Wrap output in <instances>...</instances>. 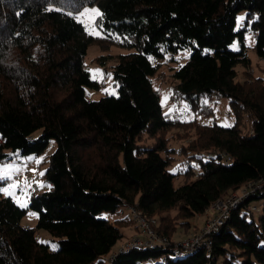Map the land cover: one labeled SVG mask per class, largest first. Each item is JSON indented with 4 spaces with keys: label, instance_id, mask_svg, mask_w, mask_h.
I'll use <instances>...</instances> for the list:
<instances>
[{
    "label": "trees",
    "instance_id": "obj_1",
    "mask_svg": "<svg viewBox=\"0 0 264 264\" xmlns=\"http://www.w3.org/2000/svg\"><path fill=\"white\" fill-rule=\"evenodd\" d=\"M88 7L99 10V34L78 17ZM248 34L264 59V0H0V164L57 144L43 174L49 189L33 190L28 207L0 190V264H264V78L248 83L237 69L251 64ZM93 43L134 50L112 66L118 93L97 100L87 95L101 87L85 64ZM164 63L192 119L164 111L154 86ZM217 95L232 121L220 120ZM176 128H194L195 138L170 147L166 134ZM144 134L155 140L141 142ZM175 154L183 167L170 169ZM248 184L195 247L138 246L106 261L124 234L103 211L137 206L170 236ZM29 209L38 214L34 227L22 224ZM39 229L57 245L42 242Z\"/></svg>",
    "mask_w": 264,
    "mask_h": 264
},
{
    "label": "rangeland",
    "instance_id": "obj_2",
    "mask_svg": "<svg viewBox=\"0 0 264 264\" xmlns=\"http://www.w3.org/2000/svg\"><path fill=\"white\" fill-rule=\"evenodd\" d=\"M97 9L98 8L96 7H88L78 17L81 18L83 22H85V24L90 25L91 29L96 34H99L100 31L95 25L97 15L92 18H89L88 15H83L84 13H92L93 10L97 11ZM244 16L245 12H242L239 15L238 27H241L243 25ZM247 41L251 47L250 52L248 53V56L251 60V64L248 67L239 65L237 69L239 73L238 79L247 80L248 83H251L252 78H256L258 76L264 78V59L259 58L255 54V52L251 50L255 44L253 34L247 35ZM232 47L236 50L239 48V43L237 40L234 42ZM130 51L134 50H130L128 48L116 45L109 47L107 51L102 50V47H100V45L97 43H93L89 46L85 58L86 68L90 71L92 77L101 83V87L99 89L87 88V95L91 99H100L106 93H118L117 87H114V83L116 82V80L114 79L112 74V66L117 63L119 54L128 53ZM191 52L192 50L190 48L181 50L179 54L176 55V58L180 63H183L190 56ZM101 55L108 58L106 64L102 65L98 62V60H96L97 57ZM168 59L170 58L168 57ZM172 64L175 66L178 65V63L176 62ZM169 73L170 69L168 68V63H164L158 71L157 75L154 77V86L158 94H160V100L163 105L164 111H182L186 114L185 118L192 119L194 117V114L186 106V104L182 101L181 98L180 104L175 103L174 99L176 95H172V86L170 85L167 79V75L169 76ZM165 97H167L166 102H164ZM220 101L221 102H219L218 106L216 107V109L218 110V114L221 115L220 120L225 121L226 119L229 122L230 120L232 121L234 118L232 108L228 105L227 100L222 99ZM199 122L202 123V119H200ZM195 133L196 131L194 128H188L187 130L176 128L169 130L166 134V138H171L170 140H167L170 147L178 149L181 144H189L195 138ZM142 138L143 139L141 140V142L150 143L155 140L146 134H144ZM56 147V142L52 141L48 146L47 150L41 155H22L19 151H17L12 159L1 163L0 180L6 179V183L0 185V190L5 195L11 196L16 202L19 201L21 203H24L26 204V207H28L30 204L31 195L34 193L35 190H37L35 191V193H37L38 191L49 189V184L45 182L43 174L49 166L50 156L55 151ZM175 159L177 161L170 167V169H174L175 164H180V167H183V155L175 154ZM20 160H22L25 164L20 165L18 163ZM5 172H7V175H4ZM183 181V176H180L176 178L175 184L179 185ZM13 184L16 185V187H11ZM246 186H243L239 190L230 191L226 196L219 199L218 201L226 202L233 195L239 196L241 192L246 188ZM5 189L10 190L11 195H9L5 191ZM18 204L20 205V203ZM216 215H218V211L215 208H211L210 211H206V214L204 216L196 215L189 218L188 220L192 223V226L190 228L179 227L177 230L171 233L170 236H164L168 238V242L170 244L183 242L187 239L191 240L199 236L202 240L204 238V235H206V233L203 234V230L206 228V226L212 225L214 223V221L212 220L216 217ZM100 216L108 219L115 225L121 227L122 232L124 234L122 240L118 241V243L113 247L112 251L106 256V261L110 262L116 256V254L120 252V249L123 248V246L127 245L129 242L133 243L136 238H144V235H141L142 233L140 232L141 230L137 223L133 219H131L129 208H127L125 205H122L119 208L118 212L103 211ZM129 216L130 219L133 221L132 224L124 225L122 224V222L118 221V219L120 218ZM37 221V212L29 209L28 214L22 219V224L27 227H34ZM159 235L162 236L163 234ZM37 236L42 242L49 244L51 247H55L57 245L55 238L51 235L49 231L45 229H39L37 232ZM187 253L188 252H185V254ZM152 263L153 261L144 264Z\"/></svg>",
    "mask_w": 264,
    "mask_h": 264
},
{
    "label": "built area",
    "instance_id": "obj_3",
    "mask_svg": "<svg viewBox=\"0 0 264 264\" xmlns=\"http://www.w3.org/2000/svg\"><path fill=\"white\" fill-rule=\"evenodd\" d=\"M103 86V84H102ZM116 86V85H114ZM156 93L157 90H156ZM175 96V103L180 104V97L177 94H174ZM218 100H222V97L220 95H217ZM5 161L1 162L4 163ZM20 165L25 164L22 160L18 162ZM188 168L190 167V164H187ZM193 172L195 175H199V168L194 167L192 168ZM27 173V171H26ZM249 189H252V186L248 184L246 188L241 192V194L238 195H233L228 201L223 202V201H216L211 208H215L218 211V215L212 220L214 223L212 225L206 226V228L203 230L204 233L211 232L212 230L217 229V227L222 224L223 220L228 217V213L231 207H234L238 204V202L241 200L243 196L247 194V191ZM210 208V209H211ZM210 209L208 211H210ZM129 212L131 215V219H133L137 225L140 228V232L142 233L141 235H144V238H136L134 242H129L127 245L123 246V248L120 249V251L124 250H129L134 247L138 246H146L150 248H154L156 246H168L170 243L168 242V238L164 235H159L157 233L154 225L156 226L158 224V221L156 218H151L146 216L143 211L138 208L137 206H129ZM202 234V235H203ZM201 241V237H196L191 240H184L183 242L175 243L174 246L175 248H192L195 247L196 244H199ZM172 245V244H171Z\"/></svg>",
    "mask_w": 264,
    "mask_h": 264
},
{
    "label": "snow or ice",
    "instance_id": "obj_4",
    "mask_svg": "<svg viewBox=\"0 0 264 264\" xmlns=\"http://www.w3.org/2000/svg\"><path fill=\"white\" fill-rule=\"evenodd\" d=\"M83 15H88L89 18H92V17H94L95 15H100V13H99L98 11L93 10L92 13H84ZM166 100H167V97H165V101H164V102H166ZM4 175H7V172H5ZM11 187L14 188V187H16V185L13 184ZM5 191H6L9 195H11V191H10V190L5 189ZM17 202L20 203V206H21V207H26V204L21 203V202H19V201H17Z\"/></svg>",
    "mask_w": 264,
    "mask_h": 264
}]
</instances>
